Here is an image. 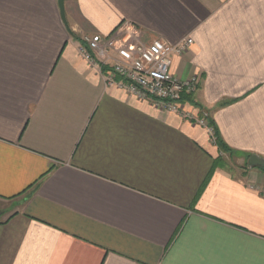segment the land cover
Returning <instances> with one entry per match:
<instances>
[{
  "label": "crops",
  "instance_id": "1",
  "mask_svg": "<svg viewBox=\"0 0 264 264\" xmlns=\"http://www.w3.org/2000/svg\"><path fill=\"white\" fill-rule=\"evenodd\" d=\"M65 15L0 0V264H264V171L247 160L264 159V0H65ZM125 23L146 44L193 38L171 72L198 76L185 110L228 153L82 57L83 36Z\"/></svg>",
  "mask_w": 264,
  "mask_h": 264
},
{
  "label": "built area",
  "instance_id": "2",
  "mask_svg": "<svg viewBox=\"0 0 264 264\" xmlns=\"http://www.w3.org/2000/svg\"><path fill=\"white\" fill-rule=\"evenodd\" d=\"M133 27L125 23L110 36H83L80 52L91 65L99 66L107 86H117L139 100L152 102L157 107L176 113L208 129L207 119L195 118L185 110L184 98L199 88L198 76L181 79L171 72L175 57L184 56L193 46L191 37L177 44L161 38L146 44L133 34Z\"/></svg>",
  "mask_w": 264,
  "mask_h": 264
},
{
  "label": "rangeland",
  "instance_id": "3",
  "mask_svg": "<svg viewBox=\"0 0 264 264\" xmlns=\"http://www.w3.org/2000/svg\"><path fill=\"white\" fill-rule=\"evenodd\" d=\"M225 157L226 158H221L224 164L222 166L220 165V168L221 169H223V168H225V169L231 168L232 169V172H233V175L235 177L236 176L237 177H241V174H242V168L241 167L243 165H246L247 166V164H244V162L243 161H240L239 159L233 158V156L232 157L225 156ZM225 164H226V166H224ZM227 171H229V170H227Z\"/></svg>",
  "mask_w": 264,
  "mask_h": 264
},
{
  "label": "water",
  "instance_id": "4",
  "mask_svg": "<svg viewBox=\"0 0 264 264\" xmlns=\"http://www.w3.org/2000/svg\"><path fill=\"white\" fill-rule=\"evenodd\" d=\"M58 3H59L62 19L64 22H66L65 0H58ZM248 164L250 168L264 169V159L257 155H252L249 159Z\"/></svg>",
  "mask_w": 264,
  "mask_h": 264
},
{
  "label": "trees",
  "instance_id": "5",
  "mask_svg": "<svg viewBox=\"0 0 264 264\" xmlns=\"http://www.w3.org/2000/svg\"><path fill=\"white\" fill-rule=\"evenodd\" d=\"M208 121V124H209V127L213 128L214 130V135H213V140H214V143L215 145H217L219 147V149L221 150L222 153H228L229 150L226 148V146L224 145V143L221 141L220 137H219V133H218V130H217V127L216 125L214 124V122L210 119L207 120ZM231 154V153H230ZM250 155L247 156V160L250 159ZM224 163L222 161V159H219V164H217V167H220V165L222 166ZM264 171V169H262Z\"/></svg>",
  "mask_w": 264,
  "mask_h": 264
}]
</instances>
